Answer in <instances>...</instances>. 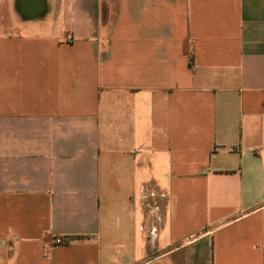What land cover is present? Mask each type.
<instances>
[{
	"label": "crops",
	"instance_id": "1",
	"mask_svg": "<svg viewBox=\"0 0 264 264\" xmlns=\"http://www.w3.org/2000/svg\"><path fill=\"white\" fill-rule=\"evenodd\" d=\"M0 264H264V0H0Z\"/></svg>",
	"mask_w": 264,
	"mask_h": 264
},
{
	"label": "built area",
	"instance_id": "2",
	"mask_svg": "<svg viewBox=\"0 0 264 264\" xmlns=\"http://www.w3.org/2000/svg\"><path fill=\"white\" fill-rule=\"evenodd\" d=\"M65 240L62 237H56L55 242L56 243H63Z\"/></svg>",
	"mask_w": 264,
	"mask_h": 264
}]
</instances>
